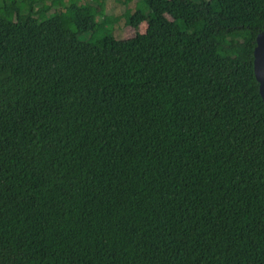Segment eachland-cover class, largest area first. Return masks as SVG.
Here are the masks:
<instances>
[{"label": "trees", "instance_id": "1", "mask_svg": "<svg viewBox=\"0 0 264 264\" xmlns=\"http://www.w3.org/2000/svg\"><path fill=\"white\" fill-rule=\"evenodd\" d=\"M164 2L0 0V264H264V0Z\"/></svg>", "mask_w": 264, "mask_h": 264}, {"label": "rangeland", "instance_id": "2", "mask_svg": "<svg viewBox=\"0 0 264 264\" xmlns=\"http://www.w3.org/2000/svg\"><path fill=\"white\" fill-rule=\"evenodd\" d=\"M107 3V11H108V18H105L104 23L112 22V29L115 31V35L118 38H129L133 36L137 30L134 29L132 26H128L124 21V13L127 11V9H132L133 11L136 9V7L141 4L142 2H147V4L151 7V9L156 12L157 14L165 13L174 15L177 13L175 8H170L166 2L157 1V0H127V5L120 4L121 6H116V3L114 0H105ZM123 0H119L121 2ZM55 5L62 4L63 0H53ZM172 13V14H171ZM92 20V17H89L85 20L86 26H90V22ZM146 28V22H144L140 30L143 31ZM139 30V29H138ZM118 34V35H117Z\"/></svg>", "mask_w": 264, "mask_h": 264}, {"label": "water", "instance_id": "3", "mask_svg": "<svg viewBox=\"0 0 264 264\" xmlns=\"http://www.w3.org/2000/svg\"><path fill=\"white\" fill-rule=\"evenodd\" d=\"M254 72L259 83V91L264 100V25L256 37L254 48Z\"/></svg>", "mask_w": 264, "mask_h": 264}]
</instances>
